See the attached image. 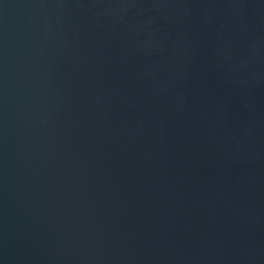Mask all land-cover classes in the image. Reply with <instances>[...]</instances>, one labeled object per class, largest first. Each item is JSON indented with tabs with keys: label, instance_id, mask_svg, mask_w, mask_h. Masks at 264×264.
Listing matches in <instances>:
<instances>
[{
	"label": "water",
	"instance_id": "water-1",
	"mask_svg": "<svg viewBox=\"0 0 264 264\" xmlns=\"http://www.w3.org/2000/svg\"><path fill=\"white\" fill-rule=\"evenodd\" d=\"M0 246L264 264V0H0Z\"/></svg>",
	"mask_w": 264,
	"mask_h": 264
},
{
	"label": "snow or ice",
	"instance_id": "snow-or-ice-1",
	"mask_svg": "<svg viewBox=\"0 0 264 264\" xmlns=\"http://www.w3.org/2000/svg\"><path fill=\"white\" fill-rule=\"evenodd\" d=\"M0 256H3V258H4L3 260H0V264H5V261L7 259V256H6V254H5L4 249H3L2 246H0Z\"/></svg>",
	"mask_w": 264,
	"mask_h": 264
}]
</instances>
